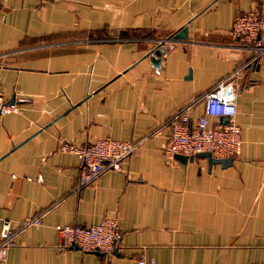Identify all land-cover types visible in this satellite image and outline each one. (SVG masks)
<instances>
[{
	"label": "crops",
	"instance_id": "0c3cea01",
	"mask_svg": "<svg viewBox=\"0 0 264 264\" xmlns=\"http://www.w3.org/2000/svg\"><path fill=\"white\" fill-rule=\"evenodd\" d=\"M253 5L264 15V0H0V92L17 104L0 115V219L39 218L8 264H264V49L230 32ZM228 73L238 154L165 157L167 116L190 103L193 121ZM100 136L136 146L77 188L79 159L58 145ZM104 215L122 231L109 256L58 246L55 224Z\"/></svg>",
	"mask_w": 264,
	"mask_h": 264
},
{
	"label": "built area",
	"instance_id": "2783aa9c",
	"mask_svg": "<svg viewBox=\"0 0 264 264\" xmlns=\"http://www.w3.org/2000/svg\"><path fill=\"white\" fill-rule=\"evenodd\" d=\"M230 32L244 43H250L251 48L264 49V15L256 6L237 12L232 19ZM230 75L222 76L201 92L202 112L193 121L188 119L186 113L190 103L167 116L170 131L161 147L165 157L172 158L176 153L193 156L200 151H208L213 158L238 154L240 135L238 125L232 120L235 90L229 80ZM16 110V101H5L0 92V115ZM208 116L214 118L211 124L207 122ZM135 146L134 141L100 136L82 145L62 141L58 149L78 157L76 187L79 188L91 184L104 170L120 171L126 156ZM31 224H39L38 216H27L14 223L6 218L0 219V264H8L6 251L13 243L14 235ZM54 228L60 248L75 245L81 251L98 250L107 256L112 253L122 233L114 218L106 215L93 224H55ZM135 263L156 264L153 258H145L141 252L137 254Z\"/></svg>",
	"mask_w": 264,
	"mask_h": 264
},
{
	"label": "water",
	"instance_id": "95a60500",
	"mask_svg": "<svg viewBox=\"0 0 264 264\" xmlns=\"http://www.w3.org/2000/svg\"><path fill=\"white\" fill-rule=\"evenodd\" d=\"M169 37L172 39H184L186 37V27L184 25H182L175 32H173ZM159 52H160V48L159 49H156V48L153 49V53L157 54V56H158ZM151 59H152V61L154 60V62H158V57L155 59H153V58H151ZM194 155L203 156L206 159L208 164L219 163L220 165H226L230 161L229 156L213 158L208 151H200V152L195 153ZM173 156L179 161H185L186 159H190L192 157V156H185V155L179 154V153H176ZM69 247L76 248L75 245H71ZM96 252L102 253L101 251H98V250H96Z\"/></svg>",
	"mask_w": 264,
	"mask_h": 264
}]
</instances>
